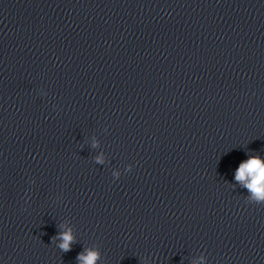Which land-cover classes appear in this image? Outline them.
Listing matches in <instances>:
<instances>
[{"label":"water","instance_id":"1","mask_svg":"<svg viewBox=\"0 0 264 264\" xmlns=\"http://www.w3.org/2000/svg\"><path fill=\"white\" fill-rule=\"evenodd\" d=\"M253 156L264 0H0V264H264Z\"/></svg>","mask_w":264,"mask_h":264},{"label":"clouds","instance_id":"2","mask_svg":"<svg viewBox=\"0 0 264 264\" xmlns=\"http://www.w3.org/2000/svg\"><path fill=\"white\" fill-rule=\"evenodd\" d=\"M235 179L251 193L249 199L258 204L264 203V161L259 156L249 157L241 162L236 169ZM60 228L57 235L52 237V243H55L62 252H68L76 242L75 237L71 229L64 230L63 225ZM100 258L101 253L98 248H89L79 253L76 260L77 264H97Z\"/></svg>","mask_w":264,"mask_h":264}]
</instances>
